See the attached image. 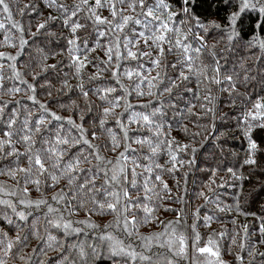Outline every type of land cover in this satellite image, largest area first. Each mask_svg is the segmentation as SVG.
I'll list each match as a JSON object with an SVG mask.
<instances>
[{"label": "trees", "instance_id": "1", "mask_svg": "<svg viewBox=\"0 0 264 264\" xmlns=\"http://www.w3.org/2000/svg\"><path fill=\"white\" fill-rule=\"evenodd\" d=\"M5 2L9 4L11 18L0 8V22L5 25L4 29H0V53L6 54L0 57V65L4 66V75L11 79L5 80V91L0 95L3 100L12 103L7 105L0 118V138L9 130L7 121L15 111L19 113L12 126L16 130L22 127V121L29 112L32 114L29 126H34L40 115L46 117V123L41 125V132L34 133V150L41 147V137L54 140L58 131L61 136L81 139L75 127L78 124L83 125L86 129L85 137L96 145V150L106 160L115 163L119 153L124 151V146L129 145L130 149L135 150L127 153L129 167L133 159L141 165L150 163L153 171L146 174L152 181L148 187L152 188L154 185L155 192L159 194L149 193L152 197L150 201H140L141 205L146 204L154 209L155 217L150 223L140 225V233L148 235L162 232L169 221L179 220V224L174 227L177 228L178 235L187 237V255L173 257L177 264H264V255H260L264 253V232L261 231L264 227V127L258 126L264 120H253L251 117L244 119L249 111H255L253 103L258 98H264V48L259 43L264 41V14L258 10H245L241 13L240 0H192L187 5L189 13L185 15L182 12L185 6L182 0H165L171 5L173 13H180L175 17V24L179 27L181 36H187L184 42L189 46L188 52L184 53L175 47V37L171 32L167 36L172 42V50L169 51V45L165 43L161 55L151 40L145 45L143 38L125 28L122 33H116L121 40V59H116L114 48L113 59L109 62L106 50L110 45L114 47L113 33L108 31L106 36L98 35L99 31H107V26L96 25L87 19V7H84L78 17L73 18L84 25L73 34L70 27L64 24L65 14L56 6H47L45 0ZM148 2L154 3L155 0ZM58 3L65 4L71 10L80 0H58ZM90 3H94V0H90ZM31 5H35V8L30 7ZM233 13H239L234 25L229 19ZM99 14L112 19L107 9L99 10ZM50 15L55 19L49 20ZM45 21V27L38 28ZM14 24L21 26L23 31L20 27H14ZM135 28L136 32L144 30L139 25ZM125 35L133 40H140L138 46L129 45L132 51L137 52L135 59L126 56L122 43ZM21 39L27 41L23 49L20 47ZM73 39H76V45L69 44ZM76 48L79 50L76 51ZM195 49H199V52ZM140 52L151 53V59L140 55ZM9 55L16 56V60H9ZM77 56L85 64L79 71L78 64L74 63ZM187 56L192 57L191 70L186 66ZM157 58L160 59L159 66L152 62ZM13 63L21 74L19 80L9 67ZM217 64L220 66L219 73L214 71ZM50 65L56 67H48ZM126 70L133 73L140 71L155 87L149 88L148 81H144L140 90L145 95H138L134 86L141 77L133 74L129 79L124 75ZM181 72L188 77L187 80L180 77ZM226 76H231L232 80H226ZM153 77L157 79L152 80ZM213 77L221 83L217 84ZM21 80L35 85V92L30 91L26 84L20 83ZM173 82L178 87L165 92L164 89L171 87ZM14 86L21 91L9 95L6 90ZM108 88H114L115 91L105 92ZM149 91L153 95H147ZM85 92L87 96L84 95ZM30 95H35L40 103L28 100ZM102 95H106L107 100H101ZM117 98H120L119 106L115 107L113 113L105 116L103 109L113 107L112 102ZM40 104L45 105L49 111L45 113ZM208 109L211 111H207ZM153 111H157V114L151 118L156 124L162 125L159 136L156 135L154 126H146L143 122H129L134 113L150 114ZM261 111L264 112V109ZM52 112L63 119L54 120ZM69 119L74 124H69ZM101 120L106 121L103 126L100 124ZM121 123L124 128L120 126ZM125 128L128 129L126 138ZM249 131L251 140L257 144L254 152L249 147ZM113 134L120 142L116 151L112 150ZM11 139L19 152L24 153L25 144L17 143L19 133L14 134ZM146 139L152 140L153 146L158 145L154 155L148 144L135 142ZM185 145L188 147L184 148ZM64 147L67 146H61ZM8 150L9 147H5L4 151ZM81 151L90 161L83 162L81 156V168H91L100 163L89 155L93 150L85 144L71 148L64 160L79 155ZM172 155L176 156L175 162L171 159ZM250 158L255 163H246ZM173 163L175 169L169 171L173 168ZM16 167H28L27 158L22 155L18 161L13 156L0 159V169ZM137 171L143 172L144 169L141 167ZM91 174L80 173L81 176ZM156 175L161 177L170 191L163 190L162 184L155 180ZM22 176V173L18 174L14 180L6 174L0 175V183L8 191L16 190L18 181L23 185ZM131 178L129 173V179ZM143 178L137 177L136 188H128L133 199L144 196ZM40 179L39 191L33 185H28L30 198H45L53 207L62 208V204H57L51 197L61 188L68 191L65 187L66 180L62 179L56 187H48V183L53 182L48 181L46 176ZM103 181L104 177L99 176L97 187ZM0 198L12 199L14 202L17 199L2 194ZM87 207L91 208V203ZM169 208L173 210L166 211ZM17 210L28 211L21 206ZM31 211L32 215L28 220L20 222L11 209L0 205V228L7 234L6 238L15 240L17 235L21 236V241L14 243L6 257L0 246V258H4L7 264H61V257L68 250L76 257L77 250L68 249V245L86 239L88 243L98 242L95 237L99 230L74 225L85 228L87 235L81 233L79 236L65 237L61 230L52 229L47 224L45 207ZM4 214L19 223L20 227L8 224L3 219ZM129 215L141 219L144 213L139 207L133 206ZM50 217L59 218L56 214H50ZM205 217H211V220L208 221ZM65 218L84 220L89 218V214L81 209L70 217L65 214ZM115 218L113 214L102 215L99 211L90 216L91 221L101 228ZM46 229L58 237L64 251L55 243L53 248L56 250L49 249L43 241L36 238L34 231L45 237ZM114 234L124 239L126 244L132 242L137 251L142 250L137 237L126 238L119 229H115ZM196 234H199L200 240L194 243ZM209 238L214 241L213 245H208ZM204 246L213 247L214 251L218 249L219 256L213 257L196 251L197 247ZM152 252L172 256L167 247L161 249L154 246ZM238 257H243V260ZM96 264H111V261L103 258L97 260Z\"/></svg>", "mask_w": 264, "mask_h": 264}, {"label": "snow or ice", "instance_id": "2", "mask_svg": "<svg viewBox=\"0 0 264 264\" xmlns=\"http://www.w3.org/2000/svg\"><path fill=\"white\" fill-rule=\"evenodd\" d=\"M191 2L192 0H182L183 5H185L182 8V12L185 15L189 13V8L187 5ZM45 3L49 7H58L65 14L66 18L64 20V24L70 27V30L73 34H75L78 29L84 27V25L79 23L78 19L74 21L73 18L78 17V14L83 11L84 7H87V12L89 13L87 19L92 20L96 25L107 26V31H99L98 35L106 36L108 31L113 33L115 41L114 47L110 45L106 50L109 62L113 59L114 48L116 59L118 61L121 59V40L120 37L116 35V33H122L125 28H128L130 32H133L135 35L143 38L145 45H148L149 41L151 40L152 44L156 46L161 55L164 52L163 45L165 43L169 45V51L172 50V42L167 36V34L171 32L173 37H175V47L180 48L184 53L188 52L189 46L184 42L186 41L187 36H181L180 29L175 24V17L180 13H173L171 11V5L167 4L165 0H155L154 3H149L148 0H94V3H90V0H80V3L74 4L71 10L65 4L58 3V0H45ZM125 5L127 7H124ZM30 7L35 8V5H31ZM0 8H2L3 12L8 14L9 18H11L9 4L6 3L5 0H0ZM101 9H107L112 19H108V17L100 15L99 10ZM245 10H258L261 14H264V0H254V2L253 0H240V12L242 13ZM165 12L167 13L166 16L164 15ZM157 13L160 14L158 15ZM238 17L239 13H233L229 18L230 23L234 25ZM48 19L53 20L55 17L50 15ZM46 23L47 21L40 23L38 28H44ZM181 23H183V21H181ZM137 25L141 26V28L144 30L136 32L135 26ZM214 26L219 27V25L215 24ZM14 27H20V30L23 31V28L19 25L14 24ZM201 27H203V25H201ZM4 28V23L0 22V29ZM32 35H35V33ZM7 40L8 37L6 36L5 41L7 42ZM200 40H203V37H200ZM26 43V40H20L21 49H23V46ZM76 43V39L69 41V44L71 45H76ZM122 43L126 50V56L128 58L135 59L137 57V52L132 51V49L129 48V45L138 46L140 40H133L125 35ZM259 43L260 46L264 48V41H260ZM12 46L15 47V45ZM75 50L78 51L79 49L76 48ZM94 50L95 49H93V51ZM195 51L199 52V49H195ZM19 54L20 53H17V55ZM139 54L142 56H148L151 59V53L149 52H140ZM5 55V53H0V57ZM8 59L15 61L16 56L9 55ZM186 60L188 61L186 66L189 68V70H191L192 57L187 56ZM152 62L159 66L160 59H154ZM74 63L78 64L77 71L85 66L84 62L80 60L79 56L75 58ZM182 66H184L183 63ZM9 67L12 69L15 78L19 80L21 74L16 70L15 64L13 63L9 65ZM48 67L55 68L56 65H50ZM3 68L4 66L0 65V93L5 91V80L11 79L10 77H6L4 75ZM214 71L219 73V64H217V67L214 69ZM115 74L116 73H114V75ZM133 74L137 77H141V79L134 86V90L138 95H145V93L140 90V85L144 83V81H148L149 88L155 87V85L151 80H149L147 76H142L140 71L133 73L132 71L126 70L124 72V75L129 79H131ZM179 75L183 80L188 79V77L185 76L183 72H181ZM155 79H157V77L152 78V80ZM213 79H215V77H213ZM225 79L231 81L232 77L226 76ZM215 82L217 84L221 83L219 79H215ZM20 83L26 84L30 91L35 92V85L28 84L25 80H21ZM172 87H178V85L173 82L172 86L166 87L164 91L171 92ZM6 91L9 95H14L15 93L20 92L21 89L14 86L10 89H7ZM104 91L107 93H112L115 91V89L108 88ZM125 91L127 92L128 90L125 89ZM146 94L149 96L153 95L151 91L147 92ZM84 95L87 96V93L85 92ZM27 99L36 104L40 103L37 101L35 95H30L27 97ZM100 99L107 100V96L102 95ZM205 99H208V97H205ZM9 103H12V101H5L3 100L2 95H0V118L3 117L5 108ZM16 103L19 102L17 101ZM112 103L113 107L103 109L105 116H108V114L114 112L115 107L119 106L120 98H117ZM40 107L44 109L45 113L49 111L43 104H40ZM128 107H131V105H128ZM253 108L255 111H249L244 119L247 120L249 117H251L253 120H264V112L261 111L264 109V98H258L253 103ZM157 111H153L150 114L134 113L129 122H143L146 126H154L156 128V135L159 136L161 135L160 129L162 128V125L156 124L151 118L156 116ZM207 111H211V109H208ZM31 115V112H29L22 121V127L16 130L13 129L12 126L16 123V118L19 116V113L13 111L7 121V127L9 130L4 133L3 138H0V159H4L7 156H13L16 157L18 161L19 157L23 155L27 158L28 162V167L26 168L16 167L10 169H0V175L6 174L14 180L18 174H23V185L21 186L20 182L18 181L17 185L15 186L16 190L8 191L6 186L3 183H0V194L3 196L17 198L15 202L12 199L0 198V205H4L11 209V212L18 218L20 222H26L28 220V217L32 215V209H39L43 206L46 208L44 217L47 224L52 229L61 230L65 237L73 235L79 236L81 233H85V235H87L85 228L74 227V225H84L88 229L99 230L98 235L95 237L96 241L98 242L88 243L86 239L84 241H78L77 243L68 245V249L77 250L76 257H73L72 252L68 250L66 254L62 255L61 264H96L97 260L103 258L110 260L111 264H177V261L173 257H186L187 237H185L183 234L178 235L177 228L174 227V225L179 224V220L169 221L167 224H165L164 230L162 232H152L148 235H144L139 232L140 225L150 223L153 219H155L153 215L154 209L148 207L146 204L141 205L140 201H150L152 197L149 195V193L157 196L159 195L155 192L154 185L152 188L148 187V185L152 183V181L146 175L152 173L153 171V167L150 163L141 165L136 159H133L131 161V166L129 167V156L127 153L130 150L135 151L130 149L129 145L124 146V151L119 153L115 163L112 160H106V158L101 156L96 150V145L92 144V142L85 137L84 134L86 129L83 128L82 124L75 125L81 139H76L74 137L70 139L68 136H61L58 131L54 137V140H47L41 137V147L34 150L33 145L36 144L34 133L41 132V125L46 123V117L44 115H40L34 126H29ZM51 117L56 121L63 119L62 117L56 115L55 112L51 113ZM105 122V120H101V126H103ZM68 123L74 124V121L69 119ZM120 126L124 128L122 123ZM258 126L264 127V123ZM127 131L128 129L125 128V138L127 137ZM17 132L19 133V140L17 143L25 144L24 153L19 152L11 139V137ZM93 137H95V133H93ZM249 139L250 150L254 152L257 149V144L255 141L251 140L250 131ZM135 142L139 144H148L153 155L157 152L158 145L153 146V142L150 139L136 140ZM79 144L88 145L89 148L93 150L89 152V155L93 156L100 163L93 165L91 168H81V156H83L82 151L79 155H73L67 161H65L64 157L66 156L67 152ZM61 146L67 147L61 148ZM5 147H9L7 152L4 151ZM119 147L120 142L113 134L112 150L116 151V149ZM183 147L187 148L188 146L185 145ZM145 159H150V157H145ZM171 159L173 162H175L176 156L172 155ZM83 162H90L88 160V156H83ZM246 163L251 164L255 163V161L250 158L246 161ZM141 167L144 169V171L138 172L137 169ZM174 169L175 163H173V168L169 169V171H173ZM80 173L92 174L81 176ZM129 173H131V179H129ZM42 176H46L48 181L53 182L48 183V187H56V185H58L62 179L66 180L65 187L68 189V191L66 192L64 188H61L59 192L55 193L51 197V199L56 201L57 204H62V208L53 207L45 198H30V190L28 185H33L35 189L39 191L41 185L40 177ZM99 176H103L104 181L99 187H97V178ZM137 177H144L142 180L144 196H137L135 199H133L128 191V188L137 187ZM155 180L162 184L163 190L170 191L167 184L161 180L159 175H156ZM19 193H22V195ZM69 193H71L70 198ZM201 195H203V193H201ZM98 196L102 198L97 199ZM89 203L92 205L91 208L87 207ZM18 206H21L22 209H27L28 211H18ZM133 206L139 207L144 213V216L141 219H137L135 216L129 215ZM81 209L85 210L89 214L88 219L74 221L65 218V214L70 217ZM172 210L173 209L170 208L166 209V211ZM97 211H99L102 215L105 213L113 214L116 218L114 221L105 224L103 228H101L99 224L92 222L90 219L91 214ZM50 214H56L59 218L52 219ZM3 219L8 224L14 225L16 228L20 227L19 223H15L6 214L3 215ZM205 219L210 221L211 217H205ZM115 229H119L126 238H131L133 236L137 237L140 241L139 247L142 250L137 251V247L134 246L132 242L126 244L124 239H121L119 236L114 234ZM261 231L264 232V227L261 228ZM34 235L38 240L43 241L49 249L56 250L53 248V244L55 243L56 245L60 246L62 251L65 250L58 237L52 235L50 232H47L45 237H41L38 231H34ZM6 237L7 234L4 233L2 228H0V246H2L5 257L10 254L14 243L21 241L20 235H17L15 240ZM162 238H164L163 242ZM23 239L27 240V237H24ZM199 240L200 236L199 234H196L194 243L199 242ZM213 244L214 241L209 238L208 245ZM154 246H158L161 249L167 247L172 253V256L170 257L164 255L163 253L152 252ZM196 251L200 254L207 253L213 257L219 256L218 249L214 251L213 247L210 246L197 247ZM260 255H264V253H261ZM238 258L243 260V257ZM21 259H23V257H21ZM0 264H7V261L4 258H0ZM220 264H223V262H220Z\"/></svg>", "mask_w": 264, "mask_h": 264}, {"label": "rangeland", "instance_id": "3", "mask_svg": "<svg viewBox=\"0 0 264 264\" xmlns=\"http://www.w3.org/2000/svg\"><path fill=\"white\" fill-rule=\"evenodd\" d=\"M237 21V20H236ZM236 21H235V23H236Z\"/></svg>", "mask_w": 264, "mask_h": 264}]
</instances>
